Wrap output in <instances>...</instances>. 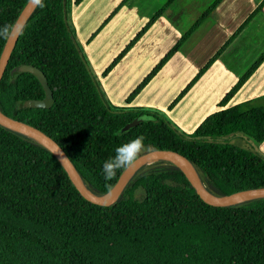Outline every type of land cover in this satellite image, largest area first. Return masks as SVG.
Masks as SVG:
<instances>
[{"label": "trees", "instance_id": "16d2710c", "mask_svg": "<svg viewBox=\"0 0 264 264\" xmlns=\"http://www.w3.org/2000/svg\"><path fill=\"white\" fill-rule=\"evenodd\" d=\"M26 0H0V27L12 25ZM79 0H73L77 3ZM123 1V0H122ZM174 0H165L103 70L132 45ZM220 0H211L136 84L129 100ZM236 26L168 103L170 108L247 23ZM70 0H38L20 29L0 77V111L51 136L92 193L107 190L101 171L115 149L137 136L145 149L178 151L213 194L264 185V153L225 137L240 132L264 139V94L223 106L264 59V48L207 113L185 132L162 110L114 105L91 69L70 20ZM116 8H114L115 10ZM113 10V11H114ZM4 42L0 38V49ZM31 63L52 93L48 107H18L40 98ZM223 106V107H221ZM139 114L148 118L133 126ZM0 264H264V196L224 206L200 200L182 171L165 159L142 163L109 205L85 200L57 158L31 137L0 124Z\"/></svg>", "mask_w": 264, "mask_h": 264}, {"label": "crops", "instance_id": "0c3cea01", "mask_svg": "<svg viewBox=\"0 0 264 264\" xmlns=\"http://www.w3.org/2000/svg\"><path fill=\"white\" fill-rule=\"evenodd\" d=\"M70 1L69 15L75 35L106 98L114 105L160 109L185 132H190L207 113L219 108L217 102L223 93L264 48L263 2L219 55L167 108L178 91L260 1L220 0L148 81L126 100L211 0H174L104 73L109 62L165 0ZM261 94H264V59L223 106ZM256 145L264 153V139Z\"/></svg>", "mask_w": 264, "mask_h": 264}, {"label": "water", "instance_id": "95a60500", "mask_svg": "<svg viewBox=\"0 0 264 264\" xmlns=\"http://www.w3.org/2000/svg\"><path fill=\"white\" fill-rule=\"evenodd\" d=\"M38 0H26L17 16L15 17L12 25L13 31L9 39L5 40L0 49V77L6 65L10 51L15 43L17 35L22 28L25 20L31 13L32 9L36 5ZM20 72H30L40 82L43 89V96L40 98H23L18 101V107H48L52 102V93L49 86L46 83V78L43 72L31 63H17L8 69L9 77H13ZM148 114H139L135 116L128 124L133 126L139 121L148 118ZM0 124L23 133L38 143L46 147L59 161L63 169L65 170L69 180L79 192V194L87 201L98 204V205H109L111 204L121 192L126 181L132 175V173L144 162L151 159H165L174 163L182 171L186 177L190 187L196 194V196L204 203L213 206H224L234 204L243 200L262 197L264 196V185L246 187L238 189L229 193L224 194H213L209 192L201 183L195 169L193 168L190 161L181 153L176 150L169 148L153 147L145 149L141 153V158L138 162L129 170L120 171L112 185L102 193L90 192L80 180L73 164L68 159L66 153L61 146L48 134L41 129L24 122L22 120L13 118L0 111Z\"/></svg>", "mask_w": 264, "mask_h": 264}, {"label": "clouds", "instance_id": "9594fccd", "mask_svg": "<svg viewBox=\"0 0 264 264\" xmlns=\"http://www.w3.org/2000/svg\"><path fill=\"white\" fill-rule=\"evenodd\" d=\"M13 25L0 27V38L9 39L12 35ZM145 137L137 136L134 139L119 145L112 156L104 161L101 171L106 181H111L118 172L129 170L141 158L145 151Z\"/></svg>", "mask_w": 264, "mask_h": 264}, {"label": "rangeland", "instance_id": "374dc122", "mask_svg": "<svg viewBox=\"0 0 264 264\" xmlns=\"http://www.w3.org/2000/svg\"><path fill=\"white\" fill-rule=\"evenodd\" d=\"M229 142L239 145L246 149H254L256 151H260L256 143L248 136L243 135L240 132L232 133L225 136Z\"/></svg>", "mask_w": 264, "mask_h": 264}]
</instances>
